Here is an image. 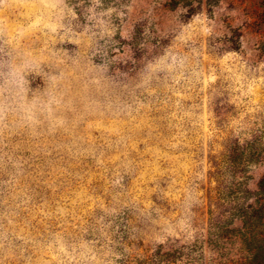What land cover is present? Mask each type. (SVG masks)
I'll return each instance as SVG.
<instances>
[{
	"label": "rangeland",
	"instance_id": "rangeland-1",
	"mask_svg": "<svg viewBox=\"0 0 264 264\" xmlns=\"http://www.w3.org/2000/svg\"><path fill=\"white\" fill-rule=\"evenodd\" d=\"M263 176L264 0H0V264H225Z\"/></svg>",
	"mask_w": 264,
	"mask_h": 264
},
{
	"label": "trees",
	"instance_id": "trees-1",
	"mask_svg": "<svg viewBox=\"0 0 264 264\" xmlns=\"http://www.w3.org/2000/svg\"><path fill=\"white\" fill-rule=\"evenodd\" d=\"M257 186L261 189L264 188V176L261 177ZM211 205L214 206V211L210 210L212 216L209 225L210 241L208 240V242H210V245L214 246L219 252V249H227V246H223L227 243L226 241L230 240L229 244L232 246L238 244L236 252H232L231 249L221 255L223 263L264 264V232L260 228L254 230L256 226H264L263 194L258 193V197L252 202L243 205H231L229 210L217 203ZM219 209H222V212ZM215 210L219 212L215 213ZM227 215L230 216L227 217ZM226 218L229 219L225 220ZM161 248L173 250L169 245H161ZM173 259H178V257Z\"/></svg>",
	"mask_w": 264,
	"mask_h": 264
}]
</instances>
